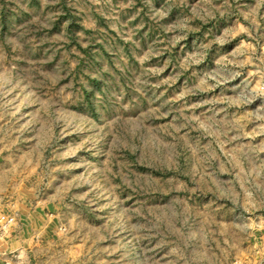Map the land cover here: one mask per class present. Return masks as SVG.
Listing matches in <instances>:
<instances>
[{"label": "rangeland", "instance_id": "374dc122", "mask_svg": "<svg viewBox=\"0 0 264 264\" xmlns=\"http://www.w3.org/2000/svg\"><path fill=\"white\" fill-rule=\"evenodd\" d=\"M0 156L35 264H264V0H0Z\"/></svg>", "mask_w": 264, "mask_h": 264}, {"label": "crops", "instance_id": "0c3cea01", "mask_svg": "<svg viewBox=\"0 0 264 264\" xmlns=\"http://www.w3.org/2000/svg\"><path fill=\"white\" fill-rule=\"evenodd\" d=\"M0 156V213H14L15 223L5 231L0 228V264H35L44 248L37 245L57 231L60 221L52 217H36L35 205L21 194L22 185L14 182L11 170ZM38 251V252H37Z\"/></svg>", "mask_w": 264, "mask_h": 264}, {"label": "built area", "instance_id": "2783aa9c", "mask_svg": "<svg viewBox=\"0 0 264 264\" xmlns=\"http://www.w3.org/2000/svg\"><path fill=\"white\" fill-rule=\"evenodd\" d=\"M15 223V218L10 215L0 214V228L2 230L8 228Z\"/></svg>", "mask_w": 264, "mask_h": 264}]
</instances>
